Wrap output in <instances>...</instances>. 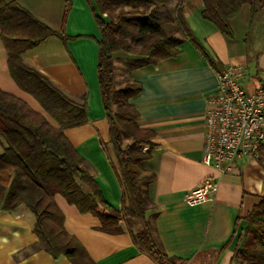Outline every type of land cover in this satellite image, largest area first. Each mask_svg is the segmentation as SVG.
Returning <instances> with one entry per match:
<instances>
[{
    "label": "crops",
    "instance_id": "1",
    "mask_svg": "<svg viewBox=\"0 0 264 264\" xmlns=\"http://www.w3.org/2000/svg\"><path fill=\"white\" fill-rule=\"evenodd\" d=\"M15 1L52 29L61 31L66 0ZM202 7V0H184V15L216 66L186 37L176 57L149 64L116 52L115 65L117 68L116 61L121 63L126 80L132 78L142 85L141 92L130 101L140 113L141 127L152 128L158 134L145 168L156 173V180L149 186L155 205L151 213H157L155 225L164 251L184 264H241L236 253L248 226L244 216L264 194V155L260 159L238 158L231 173L203 163L205 114L210 97L218 91V75L225 67L243 66L242 85L247 91H255L264 83V73L251 70L247 49L248 37L259 34L258 25L264 29V12L258 11L251 18L249 8V14L241 18L243 6L230 21L234 35L226 37L202 17ZM64 31L68 40L51 37L25 52L23 60L74 99L87 96L88 123L67 129L65 134L85 158L86 168L105 200L121 209L123 187L111 163L109 126L98 83L101 34L86 0H72ZM131 62L135 63L129 67ZM257 65L264 72V61L258 60ZM0 87L43 111L10 76L1 37ZM206 178L217 183L212 199L189 205L187 193ZM56 202L64 213L66 230L79 239L96 264H158L134 244L127 228L121 234H108L99 229L98 217L80 212L60 194ZM33 222V213L24 205L12 211L0 209V264H73L65 255L54 257L38 246L40 239Z\"/></svg>",
    "mask_w": 264,
    "mask_h": 264
},
{
    "label": "trees",
    "instance_id": "2",
    "mask_svg": "<svg viewBox=\"0 0 264 264\" xmlns=\"http://www.w3.org/2000/svg\"><path fill=\"white\" fill-rule=\"evenodd\" d=\"M86 1L101 34L98 83L109 126L111 163L123 187L122 207L116 209L105 200L86 168L85 158L65 134L67 129L88 123L87 96L74 99L23 60L25 52L51 37L63 41L70 38L64 26L72 0L65 1L61 31L49 27L17 1L0 0V37L7 51L10 76L43 109L35 110L21 97L0 87V209L27 207L34 215L38 246L54 257L65 255L73 264L96 263L79 239L66 230L57 194L80 212L98 217L103 232L121 234L127 228L134 244L158 264H184L164 251L155 225L157 213H151L155 205L149 186L156 180V173L146 169L145 163L153 155L158 134L152 128L141 127L140 113L130 101L141 92L142 85L128 78L117 86L114 53L123 52L157 64L178 56L186 37L212 65L217 63L190 29L184 0ZM202 2V17L226 37L234 35L230 21L244 5H249L251 18L258 11L264 12V0ZM263 155L264 146L259 159ZM244 218L248 226L236 256L241 264H264V194Z\"/></svg>",
    "mask_w": 264,
    "mask_h": 264
},
{
    "label": "built area",
    "instance_id": "3",
    "mask_svg": "<svg viewBox=\"0 0 264 264\" xmlns=\"http://www.w3.org/2000/svg\"><path fill=\"white\" fill-rule=\"evenodd\" d=\"M242 65H229L219 73L218 91L205 114L203 163L231 173L240 157L258 159L264 146V83L255 91L242 85ZM217 183L206 178L185 197L189 205L212 199Z\"/></svg>",
    "mask_w": 264,
    "mask_h": 264
},
{
    "label": "rangeland",
    "instance_id": "4",
    "mask_svg": "<svg viewBox=\"0 0 264 264\" xmlns=\"http://www.w3.org/2000/svg\"><path fill=\"white\" fill-rule=\"evenodd\" d=\"M247 14H249V5L246 4V5H244L243 10L241 11L240 17L242 18L244 15H247ZM256 31L259 32L258 36L256 34H253L251 39H250V36L248 37L247 49L250 48V50H249L250 51L249 63H250L251 70H253V68H254L255 70L258 69L259 72L264 73L263 70L260 69V65L259 66L257 65L258 60H259V62L264 61V29L259 24L258 30L256 29ZM116 63H117L116 83H117V86H121L125 82L126 76L124 75V73L122 71L123 67L121 66V63L118 61H116ZM132 63H135V62H131L129 64V67L130 66L132 67V65H133ZM126 65H127V63H126ZM144 149H146V148H144Z\"/></svg>",
    "mask_w": 264,
    "mask_h": 264
}]
</instances>
